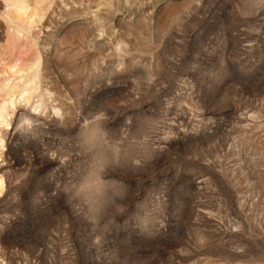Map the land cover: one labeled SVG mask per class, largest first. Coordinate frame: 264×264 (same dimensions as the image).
Masks as SVG:
<instances>
[{"label": "rangeland", "instance_id": "1", "mask_svg": "<svg viewBox=\"0 0 264 264\" xmlns=\"http://www.w3.org/2000/svg\"><path fill=\"white\" fill-rule=\"evenodd\" d=\"M0 115V264H264V0H0Z\"/></svg>", "mask_w": 264, "mask_h": 264}, {"label": "bare ground", "instance_id": "2", "mask_svg": "<svg viewBox=\"0 0 264 264\" xmlns=\"http://www.w3.org/2000/svg\"><path fill=\"white\" fill-rule=\"evenodd\" d=\"M15 8L16 7H19V10L18 11H15L16 12V15L17 16H20V15H25L24 13H26V15L28 14V13H30L29 11L27 12V9H28V6H14ZM22 15V16H23ZM30 23V22H29ZM22 77V76H21ZM22 79V78H21ZM20 79V80H21ZM30 82H33V81H30ZM26 91V90H25ZM24 93V92H23ZM22 96V95H21ZM23 97V96H22ZM2 108H4V107H2ZM5 109V108H4ZM3 111V110H2ZM5 111V110H4ZM0 117H1V115H0ZM4 117V116H3ZM5 118V117H4ZM3 119V118H2ZM1 120V119H0ZM3 121V120H2ZM3 123V122H2ZM6 123V122H5ZM2 141V140H1Z\"/></svg>", "mask_w": 264, "mask_h": 264}]
</instances>
